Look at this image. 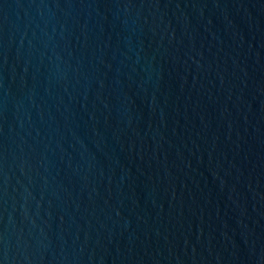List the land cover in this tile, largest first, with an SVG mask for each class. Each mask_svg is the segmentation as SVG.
<instances>
[{
    "label": "water",
    "instance_id": "95a60500",
    "mask_svg": "<svg viewBox=\"0 0 264 264\" xmlns=\"http://www.w3.org/2000/svg\"><path fill=\"white\" fill-rule=\"evenodd\" d=\"M0 264H264V0H0Z\"/></svg>",
    "mask_w": 264,
    "mask_h": 264
}]
</instances>
